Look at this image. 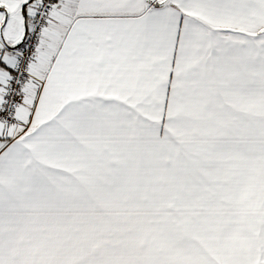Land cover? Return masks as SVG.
<instances>
[{
  "label": "snow or ice",
  "instance_id": "1",
  "mask_svg": "<svg viewBox=\"0 0 264 264\" xmlns=\"http://www.w3.org/2000/svg\"><path fill=\"white\" fill-rule=\"evenodd\" d=\"M0 264H264V0H0Z\"/></svg>",
  "mask_w": 264,
  "mask_h": 264
}]
</instances>
